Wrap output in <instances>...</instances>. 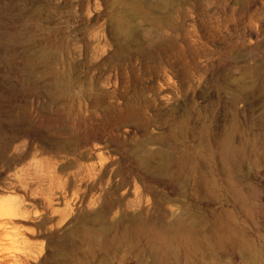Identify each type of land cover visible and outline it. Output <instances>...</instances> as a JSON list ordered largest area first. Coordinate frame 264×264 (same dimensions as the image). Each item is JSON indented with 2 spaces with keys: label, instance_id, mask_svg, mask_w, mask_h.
Instances as JSON below:
<instances>
[{
  "label": "rangeland",
  "instance_id": "rangeland-1",
  "mask_svg": "<svg viewBox=\"0 0 264 264\" xmlns=\"http://www.w3.org/2000/svg\"><path fill=\"white\" fill-rule=\"evenodd\" d=\"M134 1L0 0V264H264V0Z\"/></svg>",
  "mask_w": 264,
  "mask_h": 264
},
{
  "label": "bare ground",
  "instance_id": "bare-ground-1",
  "mask_svg": "<svg viewBox=\"0 0 264 264\" xmlns=\"http://www.w3.org/2000/svg\"><path fill=\"white\" fill-rule=\"evenodd\" d=\"M173 5H174V2H172L171 0H157L156 5L148 4L147 2L142 1V0H135L133 3H130L129 5H127L125 12L126 13L129 12L128 16L124 17L125 20L120 25H118L120 34L125 35L126 37H129V38L133 37L132 32H130L129 30H127V31L124 30V28L127 26L126 24H127V21L129 19L130 15L143 16V17H146L148 20L153 21V23H154L156 20L154 19V17L152 15L155 14V12L158 13L159 15L164 16V8H167V7L169 8V7H172ZM166 14L167 15L165 17H163V20L160 21L163 26L166 25L165 22L168 20V17L170 16V11L167 12ZM255 73L259 74L260 71L255 70ZM247 79H245V81ZM247 82H248V80L245 83H247ZM158 249H159L158 246L154 247V250H158Z\"/></svg>",
  "mask_w": 264,
  "mask_h": 264
}]
</instances>
